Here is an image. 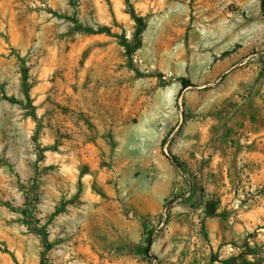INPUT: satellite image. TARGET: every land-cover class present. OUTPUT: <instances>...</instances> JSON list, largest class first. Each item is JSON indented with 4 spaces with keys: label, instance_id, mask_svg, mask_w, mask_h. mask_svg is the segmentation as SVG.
<instances>
[{
    "label": "rangeland",
    "instance_id": "rangeland-1",
    "mask_svg": "<svg viewBox=\"0 0 264 264\" xmlns=\"http://www.w3.org/2000/svg\"><path fill=\"white\" fill-rule=\"evenodd\" d=\"M130 3L0 0V264H264V0Z\"/></svg>",
    "mask_w": 264,
    "mask_h": 264
},
{
    "label": "trees",
    "instance_id": "trees-1",
    "mask_svg": "<svg viewBox=\"0 0 264 264\" xmlns=\"http://www.w3.org/2000/svg\"><path fill=\"white\" fill-rule=\"evenodd\" d=\"M127 1L129 2V9H130V14L132 16V19L137 23V28H136V32L134 34L135 44L132 45L130 42H128V40H124L122 44L124 46H126L128 54H132L138 48V45L141 42L140 35L144 31V29L146 27V23H145L144 17L141 15H138L136 13L134 7L130 3V0H127ZM83 30H85L86 32L94 33V34L109 31V29L107 27H100L98 29L88 27V28H83ZM24 78L26 81L27 75H25ZM189 82L190 81L187 80V81H185V84L189 83ZM173 163L177 169H179L182 173H185L183 164L180 162V160L178 158L173 157ZM244 245H245L244 247H247L248 249L250 248L249 247V240L247 241V238L244 241ZM148 250H150V248H147V251ZM249 250H251V251H248V252L245 251L243 254H241L239 256L230 257V258L224 260L223 263H225V264H258L256 262L250 261L248 255H251L253 252H252V248H250ZM214 260H218V259L216 258Z\"/></svg>",
    "mask_w": 264,
    "mask_h": 264
},
{
    "label": "crops",
    "instance_id": "crops-1",
    "mask_svg": "<svg viewBox=\"0 0 264 264\" xmlns=\"http://www.w3.org/2000/svg\"><path fill=\"white\" fill-rule=\"evenodd\" d=\"M261 144H262V146H264V141L263 142H261ZM262 168H263V171H261V170H258V171H256V173H255V178H254V180H255V182L256 183H258V182H264V165L262 166ZM259 209H261V207H259ZM259 209L258 210H253V212L252 213H249V214H246L245 216L246 217H248V216H250L251 217V215H253V223H252V221H246V224L248 225V226H250L251 224V226H253L254 224H256V222H260V221H262V220H264V213L262 214V215H260V211H259ZM245 224V223H244ZM243 224V225H244ZM263 230H264V228H263ZM261 235H263V237H264V234H261ZM211 262H215V263H219V264H223V263H221V262H218V260H213V261H211Z\"/></svg>",
    "mask_w": 264,
    "mask_h": 264
},
{
    "label": "built area",
    "instance_id": "built-area-1",
    "mask_svg": "<svg viewBox=\"0 0 264 264\" xmlns=\"http://www.w3.org/2000/svg\"><path fill=\"white\" fill-rule=\"evenodd\" d=\"M230 250H231V251H234V250H235V248H234V247H231V248H230Z\"/></svg>",
    "mask_w": 264,
    "mask_h": 264
}]
</instances>
